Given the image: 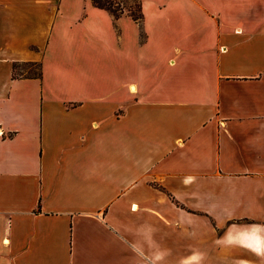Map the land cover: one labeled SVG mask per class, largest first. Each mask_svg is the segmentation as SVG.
Segmentation results:
<instances>
[{
  "label": "crops",
  "instance_id": "0c3cea01",
  "mask_svg": "<svg viewBox=\"0 0 264 264\" xmlns=\"http://www.w3.org/2000/svg\"><path fill=\"white\" fill-rule=\"evenodd\" d=\"M141 2L0 0V264H264V0Z\"/></svg>",
  "mask_w": 264,
  "mask_h": 264
},
{
  "label": "trees",
  "instance_id": "16d2710c",
  "mask_svg": "<svg viewBox=\"0 0 264 264\" xmlns=\"http://www.w3.org/2000/svg\"><path fill=\"white\" fill-rule=\"evenodd\" d=\"M92 6L95 8L104 10L108 12L114 20H117L121 16H126L130 18L132 21L137 23L139 26L143 20L142 14V2L141 0H130V2L126 0H90ZM25 66H28L25 64ZM29 66H33L36 68L35 73H31L30 71L25 72V74L21 73L18 76L24 77H41V65L40 64H29ZM17 69V65H14V71ZM15 76V73H14Z\"/></svg>",
  "mask_w": 264,
  "mask_h": 264
},
{
  "label": "rangeland",
  "instance_id": "374dc122",
  "mask_svg": "<svg viewBox=\"0 0 264 264\" xmlns=\"http://www.w3.org/2000/svg\"><path fill=\"white\" fill-rule=\"evenodd\" d=\"M128 2H130V0H126ZM143 1V0H142ZM87 2V1H86ZM144 2H147V5H153V4H156L157 0H144ZM142 26V23L140 25V27ZM140 36H141V39L144 40L145 39V32L144 30L141 29V33H140ZM24 68V73L27 72L28 70L31 72V73H35L36 72V68H34L33 66H19L18 69L16 70V74H21V69Z\"/></svg>",
  "mask_w": 264,
  "mask_h": 264
}]
</instances>
